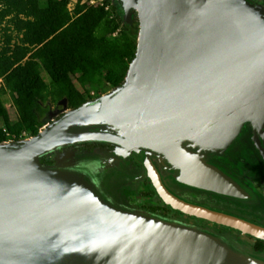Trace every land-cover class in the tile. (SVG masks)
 <instances>
[{"label": "water", "instance_id": "obj_1", "mask_svg": "<svg viewBox=\"0 0 264 264\" xmlns=\"http://www.w3.org/2000/svg\"><path fill=\"white\" fill-rule=\"evenodd\" d=\"M116 1L127 23L130 13ZM140 6L142 21L133 10V58L104 108L100 95L69 109L73 114L49 124L42 138L38 131L32 142L0 144V264H264L202 228L115 208L96 184L99 170L133 156L170 207L264 241V227L170 195L150 161L157 158L170 182L244 197L205 157L220 154L244 125L254 140L262 138L264 7L253 0H140ZM84 142L113 149L89 155L91 164L39 162Z\"/></svg>", "mask_w": 264, "mask_h": 264}, {"label": "trees", "instance_id": "obj_2", "mask_svg": "<svg viewBox=\"0 0 264 264\" xmlns=\"http://www.w3.org/2000/svg\"><path fill=\"white\" fill-rule=\"evenodd\" d=\"M68 3L0 0V144L35 136L47 102L65 100L74 109L91 100L87 86L107 88L97 98L124 80L137 46L135 20L125 24L110 0L101 5L77 0L71 10ZM39 162L51 164L45 157ZM252 249L263 251L264 242L255 240Z\"/></svg>", "mask_w": 264, "mask_h": 264}, {"label": "rangeland", "instance_id": "obj_3", "mask_svg": "<svg viewBox=\"0 0 264 264\" xmlns=\"http://www.w3.org/2000/svg\"><path fill=\"white\" fill-rule=\"evenodd\" d=\"M75 0H70L69 8L72 7L74 4ZM84 1V0H82ZM256 1L257 3L261 4L264 7V0H253ZM113 5H117V12L122 16V10L120 7V4L116 1H110ZM130 16L128 17V22L125 23L127 25L131 24L135 20V25H136V39L138 35V20L135 15V12L131 10ZM172 14V13H171ZM181 24V25H180ZM182 25H185L184 23H179L175 27L178 29L185 31L188 33L187 30L182 27ZM174 26V25H173ZM189 29V28H188ZM2 38V30L0 26V39ZM41 75L45 81H47L46 76L44 75L43 72H41ZM77 86V84L75 83ZM88 94L91 96V100L96 99V94H100L103 92V90H107L106 87L104 89L102 88H91L89 86L86 87ZM111 90V89H110ZM110 90L106 91L105 93L109 92ZM3 104L4 107L7 109L8 114L10 118L14 117V111L11 106L9 98L5 95L3 96ZM49 106L48 113L46 114L45 118L42 121V125L40 127L41 130H43L44 127H47L49 124H51L53 121L58 119L60 116L64 114L67 108L66 103L64 106V110L61 109L60 105L58 104H52L50 102H47ZM27 136L25 134L21 135V140H14L11 141L14 144H18L22 140L26 139ZM257 137L255 136V139ZM264 139V138H262ZM68 147V146H67ZM76 153L73 152L72 149H66L62 148L59 149L56 152L50 153L45 157V160H49L53 163L59 164L60 167H65L68 168L67 165L68 163L75 162L76 165H78V162L81 163L82 160L89 158V155H86L84 158L79 159L75 158ZM95 154L94 152L91 154L93 156ZM221 155V154H217ZM96 156V154H95ZM96 158V157H95ZM151 158H157L155 156H150V161ZM108 159V157H107ZM106 159V160H107ZM123 160V159H122ZM124 161V160H123ZM123 161H119L116 163V165L109 166L108 169L104 170H99V173L97 175H100L98 178L95 179L96 184L100 189L103 190H108L111 189L112 186H114L116 183H118V180H121L123 177H126V175H134L135 172L134 170L127 173V167ZM158 161V160H157ZM87 163L91 164V161L89 159H86ZM63 164V165H62ZM65 164V165H64ZM73 164V163H72ZM152 164V163H151ZM153 166V165H152ZM222 166L224 167L225 171L232 177L237 183L244 189H246L248 192H250V196L247 200L243 201L240 200L241 198L234 197L236 199L231 200L227 199L222 196H217V195H212V199L210 202V207L213 210H218V211H226L227 216L242 220L247 223L259 225L261 227H264V165L262 162L259 160V156L257 153L253 152L251 149L250 142L248 138H242L240 140H236L235 143L232 144V147L227 148L224 151V159H223V164ZM71 172L78 173L81 171H85V169L82 168H70ZM87 172V170H86ZM96 175V177H97ZM167 175H165L166 177ZM159 177V176H158ZM149 180V179H148ZM168 180V178H167ZM173 182V181H172ZM175 185H179L176 182H173ZM151 184V183H150ZM263 184V185H262ZM172 185V183H171ZM237 186V185H236ZM152 187V185H151ZM166 187V186H165ZM153 188V187H152ZM133 189V188H132ZM167 189V188H166ZM135 189L132 190L131 195L139 194L140 191H134ZM127 189H120V195L124 196L127 193ZM154 193L155 190L153 189ZM119 192V189H118ZM136 192V193H135ZM170 195L175 197L172 193L167 191ZM187 195V193H185ZM106 198V202H108L111 206L122 209V210H130V211H138V212H144L148 213L146 211H142L136 208H132L126 203H124L121 199L116 198L115 196L109 197V196H103ZM134 197V196H133ZM155 197L159 198L156 193ZM233 197V196H230ZM176 198V197H175ZM160 199V198H159ZM178 199V198H176ZM161 200V199H160ZM183 201V200H181ZM188 202V201H185ZM190 203V202H188ZM191 204V203H190ZM199 207V206H198ZM202 208V207H199ZM203 209V208H202ZM154 215V214H151ZM156 218L166 221V222H174V223H180L184 225H190L195 228H202L204 231H207L208 233L215 235L219 240L222 241L225 245L229 246L230 248L245 254L246 256L253 257L255 259H258L259 261H262L264 263V250L258 253H253L251 252V246L253 241L256 238L250 237L247 234H243L239 231L225 228V226H221L220 224H216L213 222L201 220V219H196L192 217H187V216H180L179 219L177 220H171L168 218H163L159 217L157 215H154ZM182 220V221H179ZM197 225V226H196ZM202 225L203 227H198ZM258 240V239H256ZM264 242V241H263Z\"/></svg>", "mask_w": 264, "mask_h": 264}, {"label": "flooded vegetation", "instance_id": "obj_4", "mask_svg": "<svg viewBox=\"0 0 264 264\" xmlns=\"http://www.w3.org/2000/svg\"><path fill=\"white\" fill-rule=\"evenodd\" d=\"M244 137L248 138L252 151L257 153V155L259 156V160L264 165V139H262L260 137V135L256 134L257 138L254 140L253 136H252V132L250 131L249 127H246L243 131V136H241L240 138H238L236 140H240ZM236 140H234L229 147H232V144L235 143ZM67 148L72 149L73 152L76 153L75 155H77V156H75V158L82 159L86 155H91L93 152H96V151H102V152L103 151H105V152L110 151L113 149V146H110V145L105 144V143H100V142H84V143H78V144L70 145V146L66 147V149ZM223 159H224V152L221 155H217V154L207 155V157H205V163L210 165L211 167L216 168L224 176L231 179L237 185V187L244 193V197L241 198L240 200H243V201L247 200L249 198V196L251 195L250 192H248L246 189L242 188L237 183V181H235L232 177H230V175L225 171L224 167L222 166ZM47 161H49V160H47ZM122 163H124L127 166V167H125V169L127 168L126 169L127 173L130 172V170L131 171L134 170L135 174L134 175H130V174L128 175L127 174L126 177H123L121 180H118V183H116L114 186H112L111 189L104 190L107 196L112 197V198L115 196L116 198L121 199L124 203H126L127 205H129L132 208H136V209H139L142 211H146L148 213L157 215L159 217L168 218L171 220L179 219L180 216H178V215H181V216L183 215V216H187V217L189 216L192 218L205 220V219L200 218V217L185 214V213H183L177 209L170 207L169 205H167L166 203L161 201L159 198H156L155 193L153 191V188L151 187L150 181L148 180L147 177H143L141 175L142 168H141V165H140L138 159L129 155V156H126L124 158V161ZM151 163H152L154 169L156 170L159 178L163 181L164 185L166 186L167 191L172 193L179 200L188 201L194 206L202 207L203 209L214 212V213L227 215L226 211H218V210L211 209V207L209 205H210V202L212 199V195L222 196V197H225L227 199L231 198V200L236 199L234 197L221 195V194H217V193H214L211 191L198 189V188H194V187H189V186L182 185V184L175 185L174 183H172L166 179L165 175H167V170L165 169V167L161 163H159L155 158H151ZM99 176L100 175H97V177L95 176V179L98 178ZM171 183H172V185H171ZM122 188L128 190L124 196H121L119 194L120 189H122ZM132 188L135 189L134 191H136V192L140 191L139 194H135V195H133L134 196L133 197L131 195V192L133 190ZM118 189H119V192H118ZM185 193H187V195ZM179 221H182V220H179ZM205 221H207V220H205ZM198 227H203V226L200 225ZM203 228H205V227H203ZM229 229H231V228H229ZM255 240L253 241L252 246H253ZM252 246L250 248L251 252H253V253L261 252V251L255 252L252 249Z\"/></svg>", "mask_w": 264, "mask_h": 264}, {"label": "bare ground", "instance_id": "obj_5", "mask_svg": "<svg viewBox=\"0 0 264 264\" xmlns=\"http://www.w3.org/2000/svg\"><path fill=\"white\" fill-rule=\"evenodd\" d=\"M122 2L124 4L125 10L127 12H130L131 10H135V12L137 13L138 19L140 21H142L140 0H122ZM134 64L135 63L133 62L130 65L129 72H128V74L126 76V79H125L127 81H129L130 78H131V72H132V69H133ZM112 93L113 92H111V93H105V94H103V95L100 96V104H101L102 108L105 107L106 102H107V100L109 99V97L111 96ZM71 114H73V111L72 110H69V109L64 112V116H69ZM46 132H47L46 131V127H44L43 130L40 129L39 132H38V138L44 137L45 134H46ZM261 136H262V138H264V130H262ZM34 140H36V137H29V138L24 139L23 142L24 143H29V142H32Z\"/></svg>", "mask_w": 264, "mask_h": 264}, {"label": "crops", "instance_id": "obj_6", "mask_svg": "<svg viewBox=\"0 0 264 264\" xmlns=\"http://www.w3.org/2000/svg\"><path fill=\"white\" fill-rule=\"evenodd\" d=\"M246 127H249L250 128V131L252 132V129H251V127L249 126V125H244L242 128H241V130H240V132H239V134H237V136L231 141V143L234 141V140H236V139H238V138H240L241 136H243V131H244V129L246 128ZM231 143L220 153V154H222L230 145H231Z\"/></svg>", "mask_w": 264, "mask_h": 264}, {"label": "built area", "instance_id": "obj_7", "mask_svg": "<svg viewBox=\"0 0 264 264\" xmlns=\"http://www.w3.org/2000/svg\"><path fill=\"white\" fill-rule=\"evenodd\" d=\"M76 1H77V0H75L74 3H75ZM84 1H85V0H84ZM84 1L81 0V3L84 2ZM88 3H89V4L99 3V4L101 5L102 0H88ZM69 4H70V0H69V3H68V5H67V8H68V10H71L74 4L72 5L71 8H69ZM39 130H40V129H39ZM9 142H11V141H9Z\"/></svg>", "mask_w": 264, "mask_h": 264}]
</instances>
